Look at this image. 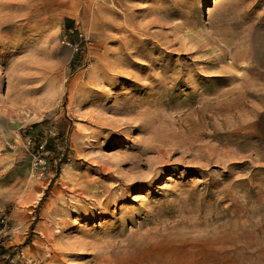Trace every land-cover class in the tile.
<instances>
[{"label":"rangeland","instance_id":"374dc122","mask_svg":"<svg viewBox=\"0 0 264 264\" xmlns=\"http://www.w3.org/2000/svg\"><path fill=\"white\" fill-rule=\"evenodd\" d=\"M0 213V264H264V0H0Z\"/></svg>","mask_w":264,"mask_h":264},{"label":"built area","instance_id":"2783aa9c","mask_svg":"<svg viewBox=\"0 0 264 264\" xmlns=\"http://www.w3.org/2000/svg\"><path fill=\"white\" fill-rule=\"evenodd\" d=\"M12 239L8 218L5 214L0 213V255H3L2 251L7 250L11 246Z\"/></svg>","mask_w":264,"mask_h":264},{"label":"bare ground","instance_id":"6f19581e","mask_svg":"<svg viewBox=\"0 0 264 264\" xmlns=\"http://www.w3.org/2000/svg\"><path fill=\"white\" fill-rule=\"evenodd\" d=\"M40 7V6H39ZM35 9V8H34ZM37 11V9H36ZM140 160L139 161H136V162H133L132 163V166H131V170L135 169L137 167V165L139 164ZM134 176H131L129 179H132ZM117 179V177H115ZM58 231V230H57Z\"/></svg>","mask_w":264,"mask_h":264}]
</instances>
